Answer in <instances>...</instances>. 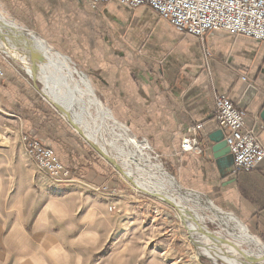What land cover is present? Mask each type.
Instances as JSON below:
<instances>
[{
  "label": "rangeland",
  "instance_id": "374dc122",
  "mask_svg": "<svg viewBox=\"0 0 264 264\" xmlns=\"http://www.w3.org/2000/svg\"><path fill=\"white\" fill-rule=\"evenodd\" d=\"M0 19L40 33L56 53L64 56L76 81L79 76L85 78L92 90L87 97L96 101L103 114L109 115L103 127L98 124L96 128L95 124L93 134L97 143L107 145L102 138L111 127L122 131L139 141L138 144L149 153V159L175 180L178 187L173 186L168 177L164 180L162 190H167L168 195L181 193L198 194L194 196L197 199L205 197L208 200L204 202H210L224 214L235 216L256 236L233 211L211 201L207 194L197 193L179 183L176 158L178 153H183L181 144L176 152L165 153L151 138L130 135L125 125L114 122L118 114H131L127 111L129 105L136 111L145 108L144 98L132 96L130 89L137 87L136 93L140 94L146 83L160 91L168 84L181 82L178 78L172 79L178 75H170L168 71L174 63L181 70L192 67L189 56L180 52V47L187 43L186 38H194L192 35L176 30L145 5L128 7L115 1L91 9L85 0H0ZM2 31L19 49H38L31 43L30 35ZM195 39L201 50L203 69L200 71L205 73L207 84L212 86L208 61L214 53L207 45L206 37ZM0 63L6 71L25 78L35 96L43 97L64 118L46 96L50 98V93H56L61 85L55 80L59 75L56 67L48 65L43 79L37 80L24 67L22 58L11 56L2 49ZM46 79L49 86H53L45 88ZM216 93L219 92L210 94L212 105ZM85 98L79 109L81 113H74L75 104L70 109L80 124L90 130L94 123L91 119L86 120L84 112L88 111L89 100ZM60 99L66 100L67 105L70 102ZM15 118L10 116L0 123V264H204L200 256L211 259L213 264H232L222 256L220 258L226 262L221 261L216 252L209 254L193 243L173 207L136 189L99 153H93L94 158H91L96 159L91 176L85 165L70 166L60 156L72 181H56L38 171L22 150V137L27 133L21 130L19 120ZM194 123L197 122L190 125ZM187 127L184 137L188 135ZM200 145L199 152L213 151V146L210 145L208 150L202 140ZM107 148L118 155L116 147L107 145ZM185 199H189L186 210L191 215L218 236L238 244L230 226L219 223L204 203L189 196ZM194 237L195 241L197 238L200 241L199 236ZM201 239L202 243L205 241L218 247L222 255L232 257L214 242ZM241 246L248 252L257 251L254 245L242 243Z\"/></svg>",
  "mask_w": 264,
  "mask_h": 264
},
{
  "label": "crops",
  "instance_id": "0c3cea01",
  "mask_svg": "<svg viewBox=\"0 0 264 264\" xmlns=\"http://www.w3.org/2000/svg\"><path fill=\"white\" fill-rule=\"evenodd\" d=\"M192 37L186 38L187 43L180 47L182 55L189 56L192 67L181 70L174 63L168 71L170 75L177 74L172 79L181 82L168 84L160 91L146 83L140 94L136 93L137 87L130 89L133 90L130 95L144 98L145 108L137 112L129 105L127 111L131 114H118L114 122L125 125L130 135L151 138L165 153L179 149L188 125L202 122L207 136L200 139L212 145L213 151L178 153L179 183L207 194L211 201L233 211L264 242V161L251 171L235 172L229 151L219 154L227 146L210 98L211 92L217 91L245 109L247 126L254 129L264 145V120L260 117L264 103V43L225 31L208 33L206 43L214 53L208 61L213 80L209 86L205 73L200 71L199 41ZM4 72L5 78L0 83V123L10 116L18 117L15 120H19L21 130L49 145L70 166L85 165L91 176L96 160L91 158L97 152L43 97L35 96L25 78L5 69Z\"/></svg>",
  "mask_w": 264,
  "mask_h": 264
},
{
  "label": "built area",
  "instance_id": "2783aa9c",
  "mask_svg": "<svg viewBox=\"0 0 264 264\" xmlns=\"http://www.w3.org/2000/svg\"><path fill=\"white\" fill-rule=\"evenodd\" d=\"M109 1L128 7L145 5L176 30L202 40L209 32L218 30L264 43V0H86V3L94 9ZM4 78L0 63V83ZM213 114L223 132L234 171L248 172L257 168L264 161V145L254 129L247 126L246 110L226 94L216 93ZM187 133L180 151H201L200 138L205 136L203 123L188 126ZM204 142L205 148L210 150L211 146ZM22 146L38 171L56 181H72L69 170L51 147L27 134L22 137Z\"/></svg>",
  "mask_w": 264,
  "mask_h": 264
},
{
  "label": "bare ground",
  "instance_id": "6f19581e",
  "mask_svg": "<svg viewBox=\"0 0 264 264\" xmlns=\"http://www.w3.org/2000/svg\"><path fill=\"white\" fill-rule=\"evenodd\" d=\"M2 32L3 31L0 30V49L4 50L5 52H7L11 56L13 55V56H17V57L22 58V60H24V62H25L24 67L31 73V75L33 76L34 79H37V80L43 79V77H44L43 75L45 74V72H47V68H48L47 66L48 65H52V66L57 68L59 75L55 80L58 82V84H61V85L57 87L58 91H56V93H55V91H52L50 93V95H51L50 98L48 97V95H46V96L58 108V110L62 114H65V107L67 106V102H65L66 101L65 99L71 100L70 96H71V92L73 91V85H72V82L70 81V79L68 78V76L65 73H63L58 68V66L56 65L57 61H61L63 63L66 62V60L64 59V56L62 57L58 53H55V56H52L49 53V51L47 50L46 46L36 36H30L32 39L31 43L34 44L39 50L36 49L33 51L30 48L27 50L26 49H19V47L16 46L15 43L11 44L9 42V40L5 37L4 33H2ZM25 47H26V45H25ZM46 62H47V66L45 64ZM73 75H74V73H73ZM76 82H78L77 84L79 86V91H78L77 102L74 105V113L79 114V113H81V111H79V109L81 110V108L83 107V104H84V102H83L84 98L87 96L89 97L92 93V90H91L89 84L86 82V80L83 76H79V80H77ZM50 86H53V85H50ZM50 86L48 83V79H46L45 80V88H50ZM60 98L64 99L65 101L64 102L61 101ZM87 98H85V99H87ZM88 100H89L88 111H86V112L83 111V112L85 114L86 120L91 119L90 121H93L94 127L92 126L93 127L92 129L89 130L88 128L83 127L82 124H80V122L78 121L77 117L72 113L71 109H70L69 115H70L71 121L75 125H78L82 129V131L85 134H87L89 137H92V139H95V135L93 134L94 129L97 128L98 124H99L98 125L99 127H103L102 124L104 123V121L106 119H108L109 115L107 113L103 114V112H101V111H103V109H101L100 106H97V104L95 103L96 101H94L91 98H88ZM88 100H86V101H88ZM95 110H96V112H95V114H93L92 112H94ZM95 124H96V128H95ZM105 136H106V138H105ZM105 136L104 137L102 136L103 138L102 137L101 138L110 147H112V148L116 147L118 149L117 150L118 155H120V156L125 155L127 157H130L127 160H126V158L123 159V160H125L124 166L131 172V174L133 175V176L131 175V177L134 180L141 182L145 186L154 187L156 189L162 190L163 188H165V184H164L165 181L164 180L166 179V177H168L169 182L173 186L178 187L175 180L172 177L167 175V173L164 171L163 167H161L160 165H158L155 162H152L149 159L150 158L149 153L147 151H145L144 148L138 144L139 141H136L132 138H129L122 131H119V130L117 131L112 127L110 129H108L107 135L105 134ZM107 138H108V140H107ZM102 144L98 143V145L102 149V152L106 153L108 157L113 158L114 156H118V155H114L113 153H111L112 150L108 149L109 147L107 148V145H104V144L102 145ZM128 160H130V161L128 162ZM177 190L178 189H176V191ZM195 195H197V194H193V195L192 194L191 195L190 194L189 195H187V194L183 195L181 193H179V194L175 193L174 194V196L176 198L175 201L178 204L182 205L183 208L187 209L186 201H188L189 199H185V198H187V196H189L190 198L196 199L198 203L199 202L204 203L207 206V208L212 212V214L215 216V218L219 219L218 220L219 223H221V224L224 223V226H226V227L230 226L232 234L239 241L238 244H236V243L232 244L231 245L232 247L242 249L241 248L242 243H246L248 245H254L257 247V251L255 252V254L264 256V245L260 244L257 241V237L254 236L253 234H251L247 230V228L235 218V216H233L231 214L229 215L226 212L224 214L219 209H217L216 206L214 207L210 202H208V203L204 202L201 197H198V199H197V197H194ZM192 216H194V215H192ZM198 223L200 224V225H198L199 228L202 229V231H204L203 230L204 224H202V222H200V221ZM201 246L209 254H213L214 252H216L215 253L216 255H218L219 257L222 256V257L226 258L227 261H229V263L239 264L238 260H236L234 257L230 258L227 255H222L221 252H219V250L217 249L218 247L217 248L213 247L211 244H209L205 241L201 244ZM241 264H242V262H241Z\"/></svg>",
  "mask_w": 264,
  "mask_h": 264
},
{
  "label": "water",
  "instance_id": "95a60500",
  "mask_svg": "<svg viewBox=\"0 0 264 264\" xmlns=\"http://www.w3.org/2000/svg\"><path fill=\"white\" fill-rule=\"evenodd\" d=\"M0 30H6V31L14 32V33H24V34H28L30 36H36L46 46L49 53L52 56H55L56 52L53 49V47L49 44V42L46 40V38L34 30H29V29H26L23 27H19V26H16L14 24H11L7 21H3L1 19H0ZM56 65L58 66V68L63 73H65L68 76V78L70 79V81L72 82V85H73V91L71 92V96H70L71 100L68 103V105L65 107V114H63V116H64L65 120L79 133V135L87 143H89L91 145V147L95 149V151H97V153H99L105 160H107L111 165H113L116 169H118L124 175V177L136 189H138L142 193H144V194H146L152 198H155V199L162 201V202L170 205L171 207H173L177 211V216L183 222V225H184L185 229L187 230V233H188L190 240L193 243H196L199 247L202 244L201 238H206V239L210 240L211 242H214L215 244H217L223 250V252H229L232 255V257H234L236 260L241 261L242 264H264V259H263L264 256L257 255L254 252L253 253L248 252L245 249H238L236 247H232L231 246L232 242L218 236L216 233L211 231L209 229V227H207L206 225L203 226V230L205 232L202 231V229H200L198 226L200 224L198 223L199 220L197 219V217L192 216L191 213H189L185 208L182 207V205L178 204L175 201L176 200L175 196L173 194H170L171 196L168 195L169 193L167 190L163 191V190L156 189L154 187H148V186L143 185L141 182L134 180L131 177V175H132L131 172L124 166L125 160H123V157L121 158L120 156H114L113 158H110L107 156L106 153H103L102 149L100 148V146L97 143V140L92 139V137H89L87 134H85L82 131V129L78 125H75L71 121L69 112H70V108L73 106V104H76V102H77V93L79 91V86L76 82V78L73 75L71 68H69V66L66 63H63L61 61H57ZM260 117L264 120V103L261 107ZM228 151H229L228 148H225L219 154H224V153H227ZM196 235L199 236L200 241H198V238H197V241L194 240V238H195L194 236H196ZM257 241L260 244L264 245V242L261 241L260 239H257ZM216 256L221 261L226 262V259H223L222 257L220 258V257H218V255H216Z\"/></svg>",
  "mask_w": 264,
  "mask_h": 264
},
{
  "label": "trees",
  "instance_id": "16d2710c",
  "mask_svg": "<svg viewBox=\"0 0 264 264\" xmlns=\"http://www.w3.org/2000/svg\"><path fill=\"white\" fill-rule=\"evenodd\" d=\"M200 260L202 263L204 264H213L212 260L211 259H208L206 257H203V256H200Z\"/></svg>",
  "mask_w": 264,
  "mask_h": 264
}]
</instances>
